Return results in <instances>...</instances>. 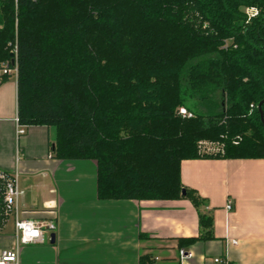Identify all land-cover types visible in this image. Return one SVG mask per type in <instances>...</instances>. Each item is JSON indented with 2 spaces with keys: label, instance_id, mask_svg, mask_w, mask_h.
Masks as SVG:
<instances>
[{
  "label": "trees",
  "instance_id": "1",
  "mask_svg": "<svg viewBox=\"0 0 264 264\" xmlns=\"http://www.w3.org/2000/svg\"><path fill=\"white\" fill-rule=\"evenodd\" d=\"M6 62L18 124L53 127V158L95 160L98 198L193 204L199 234L179 248L214 238L181 161L264 158V0H0Z\"/></svg>",
  "mask_w": 264,
  "mask_h": 264
},
{
  "label": "crops",
  "instance_id": "2",
  "mask_svg": "<svg viewBox=\"0 0 264 264\" xmlns=\"http://www.w3.org/2000/svg\"><path fill=\"white\" fill-rule=\"evenodd\" d=\"M16 119V75L0 69V169L17 172L20 207L40 211L27 217L55 224L42 243L19 248L16 264H264V158L181 161V183L213 213L214 238L179 248L178 237L199 234V212L188 199H100L95 160L51 157L55 129L28 126L17 135ZM13 245L9 221L0 251ZM180 249L192 256L180 259Z\"/></svg>",
  "mask_w": 264,
  "mask_h": 264
},
{
  "label": "built area",
  "instance_id": "3",
  "mask_svg": "<svg viewBox=\"0 0 264 264\" xmlns=\"http://www.w3.org/2000/svg\"><path fill=\"white\" fill-rule=\"evenodd\" d=\"M250 16L257 13L255 8L247 10ZM3 74L14 73L16 75V65L9 66V63H4ZM182 117H190L191 112L187 111L184 107L178 110ZM25 126L18 124L16 119V134L21 135L25 132ZM199 155H217L223 153L222 145L216 142L200 141L198 143ZM17 172H8L0 169V234L10 221L13 227L14 245L11 248L3 249L0 251V264H16L18 261V250L21 246L42 243L45 234L52 232L55 228L54 222L49 218H29V212H40L38 210H27L20 207L19 198L20 190L18 188ZM225 210H232V203L228 200L224 206ZM232 244L237 241L232 240ZM189 251L183 249L179 250V258L185 259L191 257ZM214 262H222L220 258H215Z\"/></svg>",
  "mask_w": 264,
  "mask_h": 264
},
{
  "label": "water",
  "instance_id": "4",
  "mask_svg": "<svg viewBox=\"0 0 264 264\" xmlns=\"http://www.w3.org/2000/svg\"><path fill=\"white\" fill-rule=\"evenodd\" d=\"M262 103H264V101H262V102L259 103V105H258V110H259V112H260L261 121H262V123H263V125H264L263 114H262V111H261V104H262ZM182 193H184V191H182ZM54 241H55V234H54V233H51V234H50V243L52 244V243H54Z\"/></svg>",
  "mask_w": 264,
  "mask_h": 264
},
{
  "label": "rangeland",
  "instance_id": "5",
  "mask_svg": "<svg viewBox=\"0 0 264 264\" xmlns=\"http://www.w3.org/2000/svg\"><path fill=\"white\" fill-rule=\"evenodd\" d=\"M187 105L188 106H191V109H193V106L194 105H197L198 106V109L199 110H203V107L202 105L200 104V101H198L197 99H191L187 102ZM186 109V108H185Z\"/></svg>",
  "mask_w": 264,
  "mask_h": 264
}]
</instances>
